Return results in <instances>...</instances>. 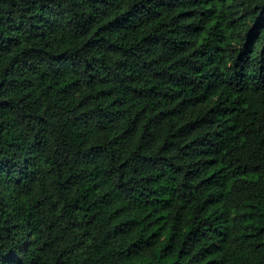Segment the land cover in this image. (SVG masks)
Returning a JSON list of instances; mask_svg holds the SVG:
<instances>
[{
    "label": "trees",
    "instance_id": "1",
    "mask_svg": "<svg viewBox=\"0 0 264 264\" xmlns=\"http://www.w3.org/2000/svg\"><path fill=\"white\" fill-rule=\"evenodd\" d=\"M0 264H264V0H0Z\"/></svg>",
    "mask_w": 264,
    "mask_h": 264
}]
</instances>
